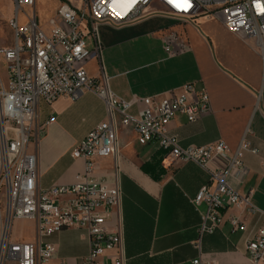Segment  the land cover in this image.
<instances>
[{
    "label": "built area",
    "instance_id": "2783aa9c",
    "mask_svg": "<svg viewBox=\"0 0 264 264\" xmlns=\"http://www.w3.org/2000/svg\"><path fill=\"white\" fill-rule=\"evenodd\" d=\"M16 5L9 19L13 42L0 48L6 63L5 75L0 71V264H49L57 250L51 237L68 228L87 231L86 264H126L123 228L119 223L111 228L109 222L123 195L119 129L129 126L141 144L153 142L172 162H194L207 173L208 181L191 199L201 217L200 238L223 224L225 209L242 207L258 222L247 238V254L254 264H264V211L252 203L250 193H241L229 181L232 172L243 167L249 142L243 140L231 153L224 140L183 146L169 131L178 114L196 121L210 112L207 91L188 83L180 93L134 95L127 101L111 89L103 67L99 76L86 68L89 60L101 56V23L120 26L151 15L171 16L184 24L200 16L220 17L231 32L253 38L264 60V0H186L179 6L174 0H81L80 5L61 0L49 20L50 32L38 21L36 0H16ZM161 40L169 56L191 50L187 37L172 27L162 31ZM85 91L104 100L108 117L77 145L86 163L76 180L43 188L37 153L30 150L44 128L40 102L51 104L61 96L77 100ZM134 104L140 105L136 115L129 112ZM104 157L114 159V172L109 178H96V159ZM216 158L225 165L215 164ZM18 219L34 222L33 240L13 238L12 225ZM229 222L234 232L248 229L240 216H231ZM189 264H218V260L201 253Z\"/></svg>",
    "mask_w": 264,
    "mask_h": 264
},
{
    "label": "crops",
    "instance_id": "0c3cea01",
    "mask_svg": "<svg viewBox=\"0 0 264 264\" xmlns=\"http://www.w3.org/2000/svg\"><path fill=\"white\" fill-rule=\"evenodd\" d=\"M60 2L53 7L54 15ZM153 16L120 26L101 23V56L89 60L87 70L99 76L103 67L111 89L127 101L134 95L161 97L172 90L180 93L188 83L205 89L210 112L196 121L178 114L170 122L169 131L183 146L224 140L231 153L243 140L249 142L250 148L242 155L243 167L233 171L229 181L241 193H250L252 203L264 211V60L254 39L231 32L220 17L200 16L184 24L159 15L170 23L158 27L149 23ZM169 27L187 37L190 51L177 56L167 54L161 33ZM139 106L134 104L129 112L136 115ZM39 107L44 128L37 142L30 145L38 156L39 184L43 188L71 184L86 163L77 153V145L94 126L107 119L105 102L95 92L85 91L77 100L61 96L51 104L41 101ZM119 140L123 195L109 226L119 223L123 228L126 264H189L201 253L216 258L218 264H254L246 242L258 222L246 216L242 207L225 209L223 224L200 238L201 217L191 199L208 181L203 169L190 161L172 162L153 142L141 144L131 126L120 127ZM214 163L225 165L221 158ZM113 172L112 157L96 159V178H109ZM233 215L246 220V231H232L229 218ZM19 225L29 231L19 236L12 231L13 238L33 240L34 222L15 220L12 230ZM51 241L57 250L49 264H86L89 236L84 228L60 230Z\"/></svg>",
    "mask_w": 264,
    "mask_h": 264
},
{
    "label": "rangeland",
    "instance_id": "374dc122",
    "mask_svg": "<svg viewBox=\"0 0 264 264\" xmlns=\"http://www.w3.org/2000/svg\"><path fill=\"white\" fill-rule=\"evenodd\" d=\"M56 2H58V0H36L38 21H40L46 32H50L49 20L54 15L53 7ZM16 7V0H0V48L10 45L13 42V31L9 25V19ZM149 23L162 27L165 26V24L168 25L170 22L165 17L154 15L149 18ZM0 71L4 76L6 72V63L2 53H0ZM12 231L19 236L27 234L29 228L19 225L16 228H13Z\"/></svg>",
    "mask_w": 264,
    "mask_h": 264
},
{
    "label": "snow or ice",
    "instance_id": "6c2138e0",
    "mask_svg": "<svg viewBox=\"0 0 264 264\" xmlns=\"http://www.w3.org/2000/svg\"><path fill=\"white\" fill-rule=\"evenodd\" d=\"M174 2H176V3L178 4V6H179V4H180L181 2L186 3V0H174Z\"/></svg>",
    "mask_w": 264,
    "mask_h": 264
},
{
    "label": "bare ground",
    "instance_id": "6f19581e",
    "mask_svg": "<svg viewBox=\"0 0 264 264\" xmlns=\"http://www.w3.org/2000/svg\"><path fill=\"white\" fill-rule=\"evenodd\" d=\"M131 6V4L129 5V7Z\"/></svg>",
    "mask_w": 264,
    "mask_h": 264
},
{
    "label": "trees",
    "instance_id": "16d2710c",
    "mask_svg": "<svg viewBox=\"0 0 264 264\" xmlns=\"http://www.w3.org/2000/svg\"><path fill=\"white\" fill-rule=\"evenodd\" d=\"M63 1V0H62Z\"/></svg>",
    "mask_w": 264,
    "mask_h": 264
}]
</instances>
